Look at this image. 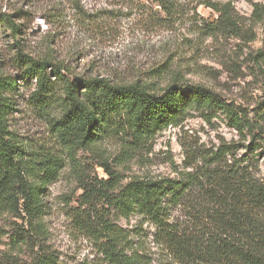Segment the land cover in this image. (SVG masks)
<instances>
[{
    "label": "rangeland",
    "instance_id": "374dc122",
    "mask_svg": "<svg viewBox=\"0 0 264 264\" xmlns=\"http://www.w3.org/2000/svg\"><path fill=\"white\" fill-rule=\"evenodd\" d=\"M171 3L165 12L150 0H0V13L20 30L14 36L0 26V72L16 83L10 132L28 154L62 163L45 189L39 220L30 225L13 214L0 216V264H34L43 255L56 264H110L102 253L105 223L118 237L117 249L140 264H188L173 257L150 220L122 217L104 200L107 187L118 184L108 190L117 196L136 180L180 184V200H166L167 221L195 239L202 235L196 209L207 201L210 175L240 165L264 182V21L253 18L254 4L264 6V0ZM219 11L231 15L238 34L221 22ZM20 56L46 60L72 79L140 83L156 95L172 83L202 85L256 132L241 134L222 112L192 111L141 144L113 137L71 149L54 127L60 104L47 110L36 104V81L24 78ZM228 148L231 153L218 161Z\"/></svg>",
    "mask_w": 264,
    "mask_h": 264
},
{
    "label": "trees",
    "instance_id": "16d2710c",
    "mask_svg": "<svg viewBox=\"0 0 264 264\" xmlns=\"http://www.w3.org/2000/svg\"><path fill=\"white\" fill-rule=\"evenodd\" d=\"M150 1L165 12L172 4V0ZM219 13L228 30L238 34L231 15ZM253 18L264 21L263 5L254 4ZM0 26L14 36L20 32L6 14L0 13ZM20 57L24 78L36 81V104L44 110L60 104L54 127L71 149L94 147L113 137H126L141 144L180 125L192 111L222 112L241 134L256 132L253 123L239 117L217 93L202 85L172 83L163 94L156 95L140 83L119 86L106 79H72L65 76V69L46 60ZM15 90L14 80L0 72V216L13 214L32 225L43 215L45 189L58 179L62 163L54 157L30 155L14 139L8 118L12 110L10 94ZM230 153L229 148L221 150L218 161ZM239 168L235 165L226 173L215 171L208 177L212 183L210 190H204L207 201L201 205L203 209H196L195 218L202 235L195 239L181 236L167 221V198L172 196L178 202L181 196L176 190H184L178 183L136 180L117 196L108 193L118 187L114 183L107 187L103 199L117 207L122 217L139 214L150 220L161 242L181 263L264 264V182ZM110 175L116 182L117 176ZM94 189L90 187L91 192ZM105 228L102 253L110 264H140L125 250L117 249L118 237L110 224L105 223ZM34 264L56 263L43 255Z\"/></svg>",
    "mask_w": 264,
    "mask_h": 264
}]
</instances>
